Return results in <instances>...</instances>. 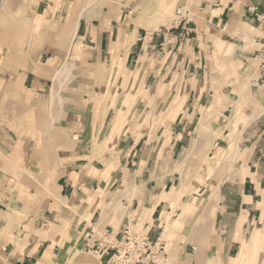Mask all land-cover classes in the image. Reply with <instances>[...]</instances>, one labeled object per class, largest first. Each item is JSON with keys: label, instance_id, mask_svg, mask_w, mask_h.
<instances>
[{"label": "crops", "instance_id": "obj_1", "mask_svg": "<svg viewBox=\"0 0 264 264\" xmlns=\"http://www.w3.org/2000/svg\"><path fill=\"white\" fill-rule=\"evenodd\" d=\"M0 1V95L3 112L12 118L0 123L1 153L10 155L22 138L13 129L22 123L16 110L33 108L44 121L54 71L74 65L60 108L66 113L43 135L45 142L57 144L59 155L48 172L51 194L38 204L22 202L11 189V173L0 171V264H105L107 255L98 258L85 249L91 224L121 235L130 219L134 229L156 240L166 201L155 197L167 184L160 187L155 175L165 170L155 164L163 166L190 143L202 109L212 110L215 91L207 78L225 79L224 67L238 68L240 52L242 72V58L248 56L242 36L247 27L264 32L256 19L264 14V0H182L197 11L189 31L136 26L125 6L116 13L86 11L85 0ZM217 39L235 47L229 63L215 55ZM136 72L144 74L146 85L131 109L145 112L146 122H100L105 80ZM252 84L256 96L264 94V83ZM90 95L97 96L96 104ZM85 109H92L93 122H85ZM248 110L253 118L241 124L240 134L225 129L214 138L212 153L238 150L234 172L226 171L225 180L209 179L214 196L199 205L209 226L180 231L166 242L170 264H264V110L259 113L255 105ZM116 139L124 145L114 155L106 143ZM8 163L1 159L0 165ZM121 172L130 183L124 215L108 209L111 196L120 193L114 186Z\"/></svg>", "mask_w": 264, "mask_h": 264}, {"label": "rangeland", "instance_id": "obj_2", "mask_svg": "<svg viewBox=\"0 0 264 264\" xmlns=\"http://www.w3.org/2000/svg\"><path fill=\"white\" fill-rule=\"evenodd\" d=\"M181 2L182 0H85V10L87 8H99V11L109 9L117 13L125 6L127 9V18L134 20L136 26H143L152 31L163 26L171 29H180L183 27L185 31H189V28H186V26L194 22L197 11L194 7L189 6L192 2L189 5H182ZM181 6L190 9L191 20L180 24L178 27H172L175 25L172 19L177 9ZM129 11L132 14L131 17ZM235 33L241 38L239 31ZM70 34L71 31H69L68 37L65 39L67 40L66 42H69L71 38ZM256 35L264 36V32L261 29L247 27L242 36L245 42L243 50L249 56L254 55L255 48L259 47L254 41ZM214 45L216 50L215 55L225 56L223 59L229 63L235 47L232 44L218 39L214 41ZM237 47L241 49V44ZM89 54L91 52L85 51V56ZM65 65L54 71V86L47 96V109L44 111V121L41 120V112L37 113L33 108H26L24 112L16 110L17 115L15 116L22 123L20 122L21 125L19 128L14 127L13 129L16 132L18 131L20 133L19 137L22 138L16 144V149L10 155L7 156L5 152H3V155L0 149V164L1 159L4 163L9 162L7 167L0 165V171L3 170L4 172L11 173V189L19 195V200H22V202L32 203L34 201L38 204L45 198H48L52 191L48 172H50L52 162L59 155L57 144L45 142L43 135L45 132H47V135L49 134L50 123L56 122V119L64 117L66 113L65 110L62 112L60 108L65 106L66 97L64 93L72 82L65 80L66 78L64 77L56 78L57 73ZM247 65L246 63L241 72V68H239V66L241 67L240 52L239 69L233 67L234 71H232V69L224 67L226 68L225 79L207 78V85L211 84L215 91V94L211 97L212 100L215 98L216 102L212 110H206L208 107L202 109L203 116L200 121V127L195 132V136H192L193 139L190 143H184V147L181 150H177L176 155L171 157L169 162L166 159L163 166L160 161L155 164L158 171H162V167L165 170L163 174L155 175L159 177L160 187L161 185L164 187L163 185L167 184L166 189L162 190V193L155 197V199L166 201L163 217L160 220V237L162 236V240L165 243L171 242L177 237L180 231H197L201 226L204 229L209 226L207 214L200 212L199 208L200 204H204L207 199L214 196V194L211 196L215 192L213 189L210 190L209 179L211 177L214 179L217 177L219 181H221V178L225 180L226 171L230 172L229 174L234 172L238 152L237 149L230 147L229 149L223 148L218 153H212L214 138L223 136L222 134L225 129H229L235 135L240 134L241 124L244 125L246 122H250L249 120L252 118L249 115L251 110L248 109H252L253 105L260 110L258 111L259 113L264 110V94H258L256 96L255 91L252 89V86H254L252 83L254 82L250 81L252 78L251 74H253L254 78H257L260 74L259 72H254L255 70L251 68L245 71ZM121 74L118 73L115 76L110 75L105 80V98H102L100 101L106 99L105 102L108 104L106 103L107 109L98 115L100 122H132L134 119H137V122H146L147 115L145 112L143 113L140 110L137 112L135 109H131L144 92L143 88L146 85L144 74L142 72H136L131 76L123 75L120 77ZM262 83L264 82L258 81L257 86ZM60 85L62 87H59ZM229 90L231 92L227 93ZM219 91L225 93H218ZM89 98H91L89 102L96 104L97 96L90 95ZM5 106L4 99L0 95V123H11L8 121L12 120V118L8 116V113L3 112ZM14 108L16 109V107ZM53 113H57V115L54 114L53 116ZM92 113V109H85V122H93L94 116H92ZM140 113L142 114L140 115ZM14 123L16 122H12V124ZM217 125L218 127L214 128ZM123 145L124 143L121 144L117 139L115 142H107L106 151H114V155H116ZM58 146L60 150L62 147L60 144ZM215 154L216 156L213 157ZM116 161L121 162L120 159ZM121 173L117 176L119 182L114 186V189H117L120 193L115 192L111 196L112 200L109 202L110 207L108 209H111L115 214L119 213L124 215L125 211L127 212L129 208L127 206L129 204L128 201L131 202V198L128 196L130 183L125 173ZM206 187L207 189H205ZM140 194L141 192L136 191L134 196L139 197ZM187 204H190L189 208H187ZM184 210H188V212H184ZM168 214L177 222V227L170 228L167 231ZM127 226H131L134 231L141 233L138 228L134 229V224H132L130 219H128ZM124 230L121 235H116L113 232L109 233L104 231L100 227V224H91L85 232L86 251L94 253L98 258L107 255L108 258L105 263L107 264V261L112 255V251L104 252L103 250H97V245L101 242L104 235L112 234L121 237ZM142 234L147 233L143 232ZM167 248H169V245H167Z\"/></svg>", "mask_w": 264, "mask_h": 264}, {"label": "built area", "instance_id": "obj_3", "mask_svg": "<svg viewBox=\"0 0 264 264\" xmlns=\"http://www.w3.org/2000/svg\"><path fill=\"white\" fill-rule=\"evenodd\" d=\"M258 24L264 30V14H256ZM191 20V11L187 7H179L172 19L174 26H180L184 22ZM255 42L261 44L252 56L243 57L244 63L248 68L259 72L257 78L250 79L252 82H264V36L256 35ZM251 73V72H250ZM249 73V74H250ZM97 250L112 251L107 264H170L167 261L166 243L161 237L152 240L149 234H142L134 231L131 226H127L121 237L112 234H106L97 245Z\"/></svg>", "mask_w": 264, "mask_h": 264}, {"label": "bare ground", "instance_id": "obj_4", "mask_svg": "<svg viewBox=\"0 0 264 264\" xmlns=\"http://www.w3.org/2000/svg\"><path fill=\"white\" fill-rule=\"evenodd\" d=\"M3 1H5V0H3ZM0 2H1V1H0ZM2 4H5V3H2ZM2 7H5V6H2ZM6 8H7V7H6ZM6 8H5V9H6ZM8 10H9V9H8ZM86 11H88V10H86ZM80 17H81V16H80ZM31 26H32V25H31ZM77 26H79V25H77ZM133 31H134V30H133ZM134 32H135V31H134ZM133 35H134V34H133ZM135 35H136V33H135ZM133 39H134V38H133ZM134 41H135V40H134ZM134 41H133V42H134ZM133 42H132V43H133ZM132 43H131V44H132ZM243 47H244V45H243ZM245 49H246V48H245ZM116 52H117V51H116ZM244 54H245V53H244ZM65 61H66V60H65ZM63 64H64V63H63ZM63 64H62V65H63ZM73 70H74V65H73L72 63H68V64L66 63L65 67H63L60 71L58 70L59 73H57V75L55 74V75H56V78L59 79V78H61V77H64V78H66L65 80H68L67 78H68L69 74H70ZM73 74H74V73H73ZM70 75H71V74H70ZM54 77H55V76H54ZM70 78H71V77H70ZM70 78H69V80H70ZM58 79H57V80H58ZM59 81H60V80H59ZM59 81H58V82H59ZM59 84H60V83H59ZM63 84H64V83H63ZM59 87H62V86L60 85ZM51 89H52V88H51ZM53 90H54V88H53ZM60 90H61V89H60ZM56 91H57V90H56ZM58 91H59V90H58ZM57 95L59 96V94H57ZM108 98H109V96H108ZM51 100H52V99H51ZM53 100H54V99H53ZM59 101L61 102V100H59ZM105 101H106V99H105ZM107 101H109V100H107ZM106 103H107V102H106ZM106 103H105V104H106ZM105 104H104V105H105ZM107 104H108V103H107ZM107 104H106V105H107ZM105 107H106V106H105ZM106 109H107V107H106ZM255 114H256V113H255ZM253 116H255V115H253ZM252 118H253V117H252ZM252 118H251V119H252ZM251 119H250V120H251ZM250 120H249V121H250ZM233 151H234V149H233ZM236 151H237V150H236ZM236 151H235V152H236ZM189 207H190V204H187V208H189ZM184 212H188V210H184ZM170 215H171V213H170ZM170 215L168 214V216H167V224H168V225H167V228H168L167 231H168L170 228H175V227H177V222L174 221V219H172Z\"/></svg>", "mask_w": 264, "mask_h": 264}]
</instances>
